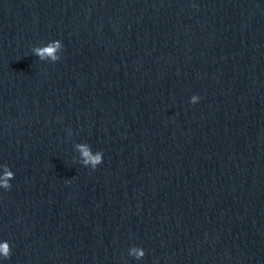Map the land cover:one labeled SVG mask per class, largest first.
<instances>
[{
    "label": "water",
    "instance_id": "water-1",
    "mask_svg": "<svg viewBox=\"0 0 264 264\" xmlns=\"http://www.w3.org/2000/svg\"><path fill=\"white\" fill-rule=\"evenodd\" d=\"M5 165L0 264H264V0H0Z\"/></svg>",
    "mask_w": 264,
    "mask_h": 264
},
{
    "label": "clouds",
    "instance_id": "clouds-1",
    "mask_svg": "<svg viewBox=\"0 0 264 264\" xmlns=\"http://www.w3.org/2000/svg\"><path fill=\"white\" fill-rule=\"evenodd\" d=\"M61 47V44L59 41L50 43L47 47L44 48H37L35 49V53L40 56L41 59H44L46 56L51 57L53 60L58 59L55 55V52L58 48ZM82 155L86 158L85 163H91L93 168L95 169L96 165L102 162V153H97L95 156H93L90 151L84 147L80 146ZM13 173L11 171H8L7 165H5V172H4V178L0 180V187H3L5 189H10L11 185L8 183V179L11 178ZM133 253L136 254L137 258L142 257L144 255L143 251L133 249ZM0 254H2L5 258H9V248L8 244H0Z\"/></svg>",
    "mask_w": 264,
    "mask_h": 264
}]
</instances>
